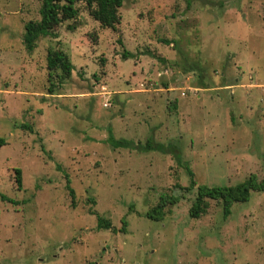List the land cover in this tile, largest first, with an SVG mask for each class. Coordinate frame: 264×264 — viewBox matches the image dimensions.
I'll use <instances>...</instances> for the list:
<instances>
[{"label": "rangeland", "instance_id": "obj_1", "mask_svg": "<svg viewBox=\"0 0 264 264\" xmlns=\"http://www.w3.org/2000/svg\"><path fill=\"white\" fill-rule=\"evenodd\" d=\"M40 5L0 0V264H264V192L192 218L185 190L186 168L197 185L264 177V0H125L116 31L80 3L29 52ZM163 194L178 202L147 218Z\"/></svg>", "mask_w": 264, "mask_h": 264}, {"label": "trees", "instance_id": "obj_2", "mask_svg": "<svg viewBox=\"0 0 264 264\" xmlns=\"http://www.w3.org/2000/svg\"><path fill=\"white\" fill-rule=\"evenodd\" d=\"M124 1L125 0H41L39 9L40 19L39 21H29L25 24V33L22 39L23 44L25 48L31 52L34 50L40 38H57L56 31L59 26L65 21L75 20L78 17L79 10L77 4L80 3L84 5L90 17L97 21L101 28L116 31L121 21L119 9L122 7ZM72 28L73 27H71V29ZM164 43L168 44V41H164ZM128 55L129 54L126 52L123 53L124 58ZM47 70L49 71L50 78L53 73L60 72V74L56 76L59 79L58 83L60 85L62 81L71 76L73 66L69 58L62 51H49L47 54ZM49 91L51 92L52 90L49 89ZM109 142L114 148H131L139 152L157 151L162 154H170V147L172 146L170 144L166 146L165 144L156 143L151 139L146 140L145 143L138 144L125 140H114L113 138H110ZM186 172L190 178V182L185 190H196L194 201L189 209V215L192 218H200L204 215L209 207V201L219 203L224 216L227 217L235 204L247 202L254 192H264V177L259 180L255 175H250L243 182L236 185L208 186L197 185L194 180L193 172L189 168H186ZM15 182L18 187H21V171L19 169L15 170ZM68 190L73 204L74 192L69 186ZM177 202V198H169L167 195L163 194L160 196L157 205L146 214V217L151 220H158L163 216L164 209L167 205L172 206ZM90 214L97 216V229L112 230V225L108 220L100 217L95 211L91 210Z\"/></svg>", "mask_w": 264, "mask_h": 264}, {"label": "built area", "instance_id": "obj_3", "mask_svg": "<svg viewBox=\"0 0 264 264\" xmlns=\"http://www.w3.org/2000/svg\"><path fill=\"white\" fill-rule=\"evenodd\" d=\"M182 95L184 96V93Z\"/></svg>", "mask_w": 264, "mask_h": 264}]
</instances>
